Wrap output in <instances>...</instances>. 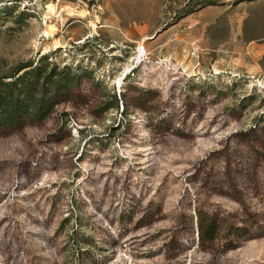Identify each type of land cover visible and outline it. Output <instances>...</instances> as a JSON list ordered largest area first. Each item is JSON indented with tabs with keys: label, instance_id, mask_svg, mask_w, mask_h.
Instances as JSON below:
<instances>
[{
	"label": "rangeland",
	"instance_id": "obj_1",
	"mask_svg": "<svg viewBox=\"0 0 264 264\" xmlns=\"http://www.w3.org/2000/svg\"><path fill=\"white\" fill-rule=\"evenodd\" d=\"M10 1L0 74L91 76L0 129V264H264V4Z\"/></svg>",
	"mask_w": 264,
	"mask_h": 264
},
{
	"label": "trees",
	"instance_id": "obj_2",
	"mask_svg": "<svg viewBox=\"0 0 264 264\" xmlns=\"http://www.w3.org/2000/svg\"><path fill=\"white\" fill-rule=\"evenodd\" d=\"M10 3L1 7L7 13L12 12L16 0ZM7 76L11 79H5ZM90 76L88 70L70 64L48 68L46 55L40 56L36 62L19 64L11 74H0V129L43 120L59 100L76 93L72 91L80 85L83 77ZM214 229V220L211 219L209 225L201 228V238H211Z\"/></svg>",
	"mask_w": 264,
	"mask_h": 264
},
{
	"label": "crops",
	"instance_id": "obj_3",
	"mask_svg": "<svg viewBox=\"0 0 264 264\" xmlns=\"http://www.w3.org/2000/svg\"><path fill=\"white\" fill-rule=\"evenodd\" d=\"M257 1H260V3L262 2V3L264 4V0H257ZM250 2H253V0L250 1ZM257 3H259V2H257ZM263 9H264V8H263ZM197 50H198V53H200L199 45H197Z\"/></svg>",
	"mask_w": 264,
	"mask_h": 264
},
{
	"label": "built area",
	"instance_id": "obj_4",
	"mask_svg": "<svg viewBox=\"0 0 264 264\" xmlns=\"http://www.w3.org/2000/svg\"><path fill=\"white\" fill-rule=\"evenodd\" d=\"M195 51H196V49H195Z\"/></svg>",
	"mask_w": 264,
	"mask_h": 264
}]
</instances>
